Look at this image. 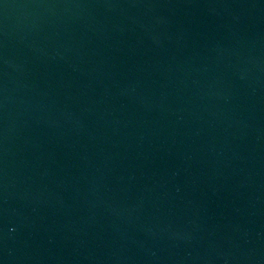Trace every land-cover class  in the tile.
<instances>
[{
  "label": "water",
  "instance_id": "95a60500",
  "mask_svg": "<svg viewBox=\"0 0 264 264\" xmlns=\"http://www.w3.org/2000/svg\"><path fill=\"white\" fill-rule=\"evenodd\" d=\"M0 264H264V0H0Z\"/></svg>",
  "mask_w": 264,
  "mask_h": 264
}]
</instances>
